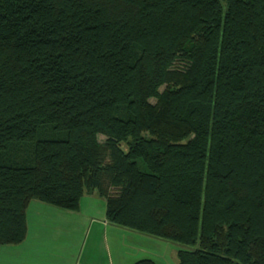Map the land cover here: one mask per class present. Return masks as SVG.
Wrapping results in <instances>:
<instances>
[{
  "label": "trees",
  "instance_id": "16d2710c",
  "mask_svg": "<svg viewBox=\"0 0 264 264\" xmlns=\"http://www.w3.org/2000/svg\"><path fill=\"white\" fill-rule=\"evenodd\" d=\"M91 192L178 264H264V0H0V247Z\"/></svg>",
  "mask_w": 264,
  "mask_h": 264
},
{
  "label": "crops",
  "instance_id": "0c3cea01",
  "mask_svg": "<svg viewBox=\"0 0 264 264\" xmlns=\"http://www.w3.org/2000/svg\"><path fill=\"white\" fill-rule=\"evenodd\" d=\"M26 223L21 243L0 247V264H128L148 253L142 242L152 237L109 223L96 192L84 194L77 211L32 200Z\"/></svg>",
  "mask_w": 264,
  "mask_h": 264
},
{
  "label": "rangeland",
  "instance_id": "374dc122",
  "mask_svg": "<svg viewBox=\"0 0 264 264\" xmlns=\"http://www.w3.org/2000/svg\"><path fill=\"white\" fill-rule=\"evenodd\" d=\"M176 66L181 67L183 66V64L181 61H177ZM162 89L163 87L160 90ZM150 101L151 103H154L155 99H151ZM98 138L100 141H103L105 139L103 135H99ZM147 239L148 241L142 242V244L146 252L148 253L146 254L140 253L136 255L137 257H134V259L127 261L128 264H131L136 260L144 259V258L152 259L157 264H178L177 251L180 249H188V250L193 249V247H188L179 243H174L157 238L147 237Z\"/></svg>",
  "mask_w": 264,
  "mask_h": 264
}]
</instances>
